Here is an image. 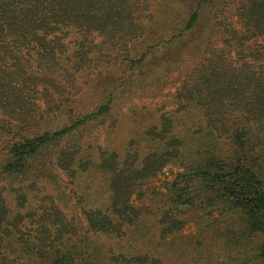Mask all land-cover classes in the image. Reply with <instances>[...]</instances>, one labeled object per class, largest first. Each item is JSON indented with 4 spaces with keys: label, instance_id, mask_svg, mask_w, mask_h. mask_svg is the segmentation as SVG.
I'll return each mask as SVG.
<instances>
[{
    "label": "trees",
    "instance_id": "16d2710c",
    "mask_svg": "<svg viewBox=\"0 0 264 264\" xmlns=\"http://www.w3.org/2000/svg\"><path fill=\"white\" fill-rule=\"evenodd\" d=\"M223 2L0 0V264H212L159 253L192 221L264 264V0Z\"/></svg>",
    "mask_w": 264,
    "mask_h": 264
},
{
    "label": "rangeland",
    "instance_id": "374dc122",
    "mask_svg": "<svg viewBox=\"0 0 264 264\" xmlns=\"http://www.w3.org/2000/svg\"><path fill=\"white\" fill-rule=\"evenodd\" d=\"M199 0H178V2H183V8L184 7H191V6H196L197 2ZM224 0H214V2H204L202 0V5H201V16L203 17V21L206 22V19L209 17L210 14H212L213 10H215L216 5H222ZM190 13L187 15V18L189 17ZM160 17H162L160 15ZM153 40H155V36L149 35L148 39L144 42V44L139 45L137 50L139 51V54L141 52L147 51L148 47L153 44ZM155 42V41H154ZM180 49L176 50L178 52ZM175 52V51H174ZM175 52V54H176ZM163 55V54H162ZM160 56L162 58L163 56ZM164 58V57H163ZM164 60V59H161ZM166 65H170L166 63ZM173 66V65H172ZM175 91V87H167L164 88V93L162 95H159L158 97H155L154 104L156 105H161L165 106L164 109L168 108L171 109V105L163 104L165 100L171 98V93ZM102 99L97 100V103H90L89 106L94 107V105L98 104L101 102ZM95 100H93L94 102ZM134 102L136 103H149L150 99L149 98H143L141 101L138 99H135ZM170 102V101H169ZM64 119V118H63ZM56 119L53 121L54 126H61V124H65L66 121L71 120V117L65 118V120ZM123 131L119 134V140L121 141L124 136L126 137L129 135V129L127 132V129H122ZM131 133V132H130ZM127 135V136H126ZM178 167L173 164L167 165L164 169H162L156 176L150 179L148 184L145 186H155L157 188H162L166 186L168 182H170L174 176L176 175L178 171ZM138 193V191H137ZM138 194H134L133 198L135 199V202L139 203L142 205V203H145L146 205H151L153 203V195L154 194H143L142 196H138ZM210 231L214 232H206L203 237L198 238L199 231L196 227V224L194 221L189 222L186 224V226L181 229L178 233H175L169 237H166V239L169 242L168 247H160L158 248L160 255L164 258H170L174 257L172 256L173 250L170 249L171 246L174 245V241L171 240V237L176 238V247L179 249V258L180 262H184L187 260H190L191 258L198 259L200 260L201 258H207V260L211 261L212 264H225V262L231 258L229 262H236L234 264H251L255 263V261L251 263H245L246 259L250 260L251 258H254V248H255V243L252 242V240H245V239H239L237 237V233L239 232H231L226 228L225 224L217 226L216 229H210ZM158 238H156V235H149L148 239L141 241L143 243L146 242L147 246L151 248V245L153 243H157V240L159 239V236L157 235ZM145 238V237H144ZM163 239V240H164ZM140 242V243H141ZM141 245V244H140ZM142 246V245H141ZM163 246V245H162ZM215 252L212 254H209V248H216ZM240 250L242 254L238 251ZM229 251H235L234 253L229 255ZM209 255V256H208ZM176 258V256H175ZM229 258V259H227ZM115 259V258H112ZM257 264V263H255Z\"/></svg>",
    "mask_w": 264,
    "mask_h": 264
}]
</instances>
